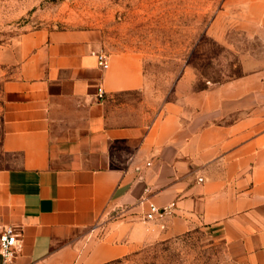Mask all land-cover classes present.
<instances>
[{"label":"crops","instance_id":"0c3cea01","mask_svg":"<svg viewBox=\"0 0 264 264\" xmlns=\"http://www.w3.org/2000/svg\"><path fill=\"white\" fill-rule=\"evenodd\" d=\"M100 54L90 30L0 31V224L20 235L8 264H107L197 226L264 264V64L245 55L204 88L187 69L162 92L135 60L103 68Z\"/></svg>","mask_w":264,"mask_h":264},{"label":"rangeland","instance_id":"374dc122","mask_svg":"<svg viewBox=\"0 0 264 264\" xmlns=\"http://www.w3.org/2000/svg\"><path fill=\"white\" fill-rule=\"evenodd\" d=\"M43 26L95 32L103 55L135 60L162 92L187 69L204 88L239 76L245 55L264 64V0H0V31ZM237 253L197 226L107 264H241Z\"/></svg>","mask_w":264,"mask_h":264},{"label":"built area","instance_id":"2783aa9c","mask_svg":"<svg viewBox=\"0 0 264 264\" xmlns=\"http://www.w3.org/2000/svg\"><path fill=\"white\" fill-rule=\"evenodd\" d=\"M98 59L103 63V68H107V64L104 62L106 56L103 54L98 55ZM102 91H99L100 98L102 97ZM160 216L159 209L154 204L148 205L147 213L145 214L146 220H155ZM19 233L13 226L0 224V263H11L17 256L19 250Z\"/></svg>","mask_w":264,"mask_h":264}]
</instances>
